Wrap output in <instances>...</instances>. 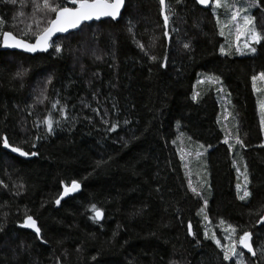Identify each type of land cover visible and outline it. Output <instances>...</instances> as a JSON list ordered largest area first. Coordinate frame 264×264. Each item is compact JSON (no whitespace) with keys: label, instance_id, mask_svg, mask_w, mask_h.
Masks as SVG:
<instances>
[{"label":"trees","instance_id":"obj_1","mask_svg":"<svg viewBox=\"0 0 264 264\" xmlns=\"http://www.w3.org/2000/svg\"><path fill=\"white\" fill-rule=\"evenodd\" d=\"M166 3L178 13L167 29L159 0H127L119 21L86 24L82 31L54 39L60 53L54 48L35 55L0 49V138L38 153L25 159L0 145V264H232L204 238L206 230L214 232L227 245L228 224L237 227V238L244 230L253 233L258 254L239 249L245 264H264L259 254L264 135L252 87V77L264 72V41L254 56L222 55L225 39L211 7L195 0ZM25 4L0 2L3 30L18 37L27 30L31 0ZM252 15L264 31V0ZM209 76L218 77L230 94L243 140L235 151L224 143L216 85L200 83ZM45 86L49 99L39 104L36 97ZM195 89L201 94L193 99ZM56 100L60 106L52 108ZM49 114L53 133L43 123L34 126ZM179 129L185 146L209 149L207 213L200 212L203 203L189 189L180 137L174 144ZM235 161L247 166L252 195L246 201L239 199ZM73 180L81 189L56 205ZM93 204L103 211L102 220L91 219ZM25 215L37 220L46 245L20 227ZM189 222L195 237L188 232Z\"/></svg>","mask_w":264,"mask_h":264},{"label":"snow or ice","instance_id":"obj_2","mask_svg":"<svg viewBox=\"0 0 264 264\" xmlns=\"http://www.w3.org/2000/svg\"><path fill=\"white\" fill-rule=\"evenodd\" d=\"M0 2L17 5L20 3L21 7H25V0H0ZM177 4H182L183 0H175ZM261 0H196V3L203 5L205 7L213 5L212 11L218 12L223 9L228 17V23L221 21L220 16H216V22L220 25L219 35L225 37L227 48L221 46L219 51L222 55H231V50L234 48L239 55H245L247 53L255 54L257 48L255 45L261 44L264 41V31H261L256 26V17L250 14V9L257 8L260 6ZM32 3V23L27 25V30L22 31L21 35L18 37L12 31L3 30L6 24V21L3 17H0V46L4 48L20 49L28 53L47 52L49 48H54L57 53L63 51L62 47L58 44H55L52 41V38L57 33H68L70 30L82 29V25H85V22L89 21H99L102 18H111L116 20L121 15V10L125 5V0H63V3L53 2V0H31ZM160 5L162 6L163 14V25L167 29L169 26L170 19L174 16H177L178 13L172 8L169 4L166 3V0H159ZM71 5V6H69ZM39 13V18H36V14ZM50 14H55L54 18H51ZM19 15L23 17L25 13L23 11L19 12ZM131 23V22H130ZM44 26H41V25ZM33 25L36 26L37 30H33ZM15 26V25H13ZM228 29L226 33L225 29ZM131 32L132 29L129 28ZM173 31H179L178 29H173ZM34 36V42H29L24 39L25 36ZM164 35L171 39L169 32L165 31ZM228 36H233L234 39L228 40ZM241 40L243 43L241 44ZM137 46L145 51V55H148V52L145 50V45L137 42ZM183 47L185 49L191 50L190 43H184ZM100 59V57H97ZM152 61H156L157 57L151 56ZM166 66V65H165ZM17 77H22V72L16 73ZM209 81L219 82L218 77H207ZM257 81L264 82V72H261L258 76L252 77V87L256 92H264V88L257 87ZM51 78H49L46 84H51ZM223 91V89H218ZM49 97L47 96V87L45 86L36 97V102L39 104L45 103ZM193 99H196V96H193ZM60 106V101L56 100L52 103V108H57ZM90 107V105H88ZM34 107V105H33ZM66 111V109H62ZM93 111L99 114V109H93ZM260 113H261V125H264V99L260 100ZM31 114V113H29ZM68 117L65 115V119ZM40 123H43L46 127L48 133H53L54 131V120L51 114H49L43 121L34 122V126L39 128ZM107 123V121H105ZM129 123L125 121V124ZM118 127V124L113 125L109 130L115 132ZM36 140L41 139L40 136L35 137ZM235 143L243 145V140L240 139L238 128L234 136ZM27 143V141H24ZM225 144H228L229 148L234 147L233 144H229L228 138L226 136L224 140ZM0 145L6 150H10L12 153H17L21 157H29L38 155L37 152L33 151L31 153L25 151L22 147L13 146L9 143L7 136L0 138ZM35 147V144L32 145ZM203 147V145H200ZM197 156L200 155L199 152L196 153ZM183 159V156L181 157ZM104 162H97L100 166ZM187 164L185 168H187ZM239 172V168L237 169ZM243 176V185L237 183L236 188L238 193L242 191V194L239 195L241 201H246L252 195L248 190V185L250 184V179L247 174V166H244V171L240 173ZM3 182L0 181V184ZM7 187V185H4ZM23 187V185H19ZM81 185L79 182L73 180L69 185H65L63 193L59 198L55 200L56 205H60L61 200L64 197H67L70 193H74L80 189ZM189 188L196 195H201L196 187H193L192 181L189 180ZM19 194V193H17ZM207 207V200H204V208ZM204 208H201L200 212H204ZM91 211L94 215L91 217L94 221H99L104 218V213L101 209L97 208L95 204L91 205ZM200 214V213H198ZM206 222H209V217L205 214L203 216ZM261 222L264 223V218L261 219ZM221 224H224L225 221L221 220ZM20 227L25 229L33 230L37 240L41 241L43 244H47L48 241L44 239L41 234V228L37 225V220L31 215H25L23 223ZM188 232L193 237L196 236V233L192 231V224H188ZM0 231H3L2 226H0ZM228 235L225 239L228 240V244L224 245L221 243V239L217 238L214 232L209 235V231L204 232V238L213 241L216 247L220 248L222 252L223 261H231L232 264H245L244 252L239 249H246L248 253H251L253 257L257 256V251L253 249V233L248 230H244L242 234L238 235V229L236 226L228 224L224 229ZM261 256H264V244L261 245L260 253ZM58 259V258H57ZM95 259V257H93Z\"/></svg>","mask_w":264,"mask_h":264},{"label":"rangeland","instance_id":"obj_3","mask_svg":"<svg viewBox=\"0 0 264 264\" xmlns=\"http://www.w3.org/2000/svg\"><path fill=\"white\" fill-rule=\"evenodd\" d=\"M212 7H213V5H211V10H212ZM254 9L255 8L250 9L251 15H252ZM213 13L215 14V16L219 15L222 22L228 23L229 17L223 9L219 10L218 12H213ZM218 28H220L219 24H218ZM225 31L227 33L228 29L226 28ZM224 39H225V37H224ZM232 39H234L233 36H228V40H232ZM242 43H243V40H241V44ZM259 45H255V47L257 48V52L259 49L258 48ZM223 46H225L227 48L226 39L224 40ZM235 52L236 51L233 48L231 50V54H235ZM257 52L255 54L247 53L245 55H239L236 52V55L237 56H254L257 54ZM259 74H257L256 76H258ZM209 77H212V76H209ZM39 82L41 83V82H43V80H41ZM200 83H205L207 85H208V83H210V85H212V84L216 85V88L214 90V94H215V96L218 100L219 106H220L219 124L221 126V129L225 135V138L227 136L229 144L234 145V147H232L231 150L235 151V149H237V148H242V145L236 144L235 139H234V136H235V134L237 132V128H238V121H237V115L234 113V111L232 109V101H231V97H230L228 90L225 88V86L223 85L221 80H219V82L217 83V82L209 81L206 78L205 80L203 79L202 82H200ZM200 83L198 82L196 84L199 86ZM257 87L264 88V82L257 81ZM218 89H223V91H219ZM254 92H255V96H256V101H257V105H258V112H259V119H260V123H261L260 100L264 99V92H256L255 90H254ZM200 94H201V91L199 89H195L194 95L196 96V98H198L200 96ZM261 127H262V131H263V135H264V125H261ZM238 133H239V130H238ZM182 134L183 133L180 129L177 130V136L174 140V144L176 146L177 139L180 137L178 149H179L180 157L183 156V159L181 158V160L183 163V168H184V172H185L186 179L188 182V186H189V180H191L193 187H196L197 190L201 193V195H197V196L201 199V201L203 203L202 208H204V200H207V207L204 208V213L205 212L207 213L208 207H209V202H210L209 200L212 196V191H211V186H210V178H209L208 171L206 170L207 154L209 152V149H207L203 144H196L198 146L203 145V147H197V148H191V147L185 146L184 143H182L183 142V138L181 136ZM225 138H224V140H225ZM197 152L200 153L199 156L196 155ZM234 163L239 168L238 183L243 185V176H241L240 173H242L244 171V168H243L244 166L241 163L237 164V161H235ZM186 164L188 166L187 168H185ZM248 177H249V175H248ZM249 179H250V177H249ZM189 189L191 190V188H189ZM240 193L242 194V191ZM208 226H209V223H208Z\"/></svg>","mask_w":264,"mask_h":264},{"label":"water","instance_id":"obj_4","mask_svg":"<svg viewBox=\"0 0 264 264\" xmlns=\"http://www.w3.org/2000/svg\"><path fill=\"white\" fill-rule=\"evenodd\" d=\"M196 1V0H195ZM126 2H127V0H125V5H124V7L122 8V10H121V15H120V17L119 18H117L116 20H113V21H119L120 19H121V17L123 16V13H124V10H125V8H126ZM200 5V4H199ZM69 6H71V5H69ZM201 7H203V8H205V9H208V8H210L211 7V5H209V6H207V7H205V6H203V5H200ZM107 19H111V18H102L101 20H99V21H96V20H93V21H89V22H85V25L86 24H91V23H98V22H101V21H103V20H107ZM84 25H82L81 27H83ZM80 29H74V30H70L68 33H57L53 38H52V41L54 40V39H56V38H58V37H60V36H65V35H68V34H70V33H73V32H76V31H79ZM35 40V39H34ZM34 40L33 41H29V42H34ZM0 49L1 50H11V51H19V52H23V53H26V54H31V55H35V54H38V53H47V52H49L50 51V49L51 48H49V50L47 51V52H40V51H37L36 53H28V52H25V51H23V50H20V49H12V48H4L3 46H0ZM12 153V152H11ZM12 154H14V155H16V156H19L17 153H12ZM19 157H21V156H19ZM31 157H33V156H29V157H21V158H25V159H29V158H31ZM80 189H81V187H80ZM79 189V190H80ZM78 190V191H79ZM78 191H76V192H74V193H70L67 197H69L70 195H73V194H75V193H77ZM67 197H64V199L65 198H67ZM63 200V199H62ZM35 219V218H34ZM37 225H38V223H37ZM31 230V229H30ZM33 231V230H32ZM254 249V248H253ZM245 250V252H247V250L246 249H244ZM248 253V252H247Z\"/></svg>","mask_w":264,"mask_h":264},{"label":"bare ground","instance_id":"obj_5","mask_svg":"<svg viewBox=\"0 0 264 264\" xmlns=\"http://www.w3.org/2000/svg\"><path fill=\"white\" fill-rule=\"evenodd\" d=\"M174 146V145H173ZM210 201V200H209Z\"/></svg>","mask_w":264,"mask_h":264}]
</instances>
